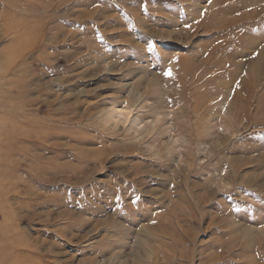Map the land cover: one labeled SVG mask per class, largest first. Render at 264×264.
<instances>
[{
    "label": "rangeland",
    "instance_id": "1",
    "mask_svg": "<svg viewBox=\"0 0 264 264\" xmlns=\"http://www.w3.org/2000/svg\"><path fill=\"white\" fill-rule=\"evenodd\" d=\"M0 264H264V0H0Z\"/></svg>",
    "mask_w": 264,
    "mask_h": 264
}]
</instances>
